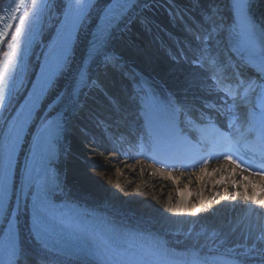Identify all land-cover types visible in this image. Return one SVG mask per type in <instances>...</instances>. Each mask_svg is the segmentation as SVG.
Here are the masks:
<instances>
[{
  "label": "snow or ice",
  "instance_id": "obj_1",
  "mask_svg": "<svg viewBox=\"0 0 264 264\" xmlns=\"http://www.w3.org/2000/svg\"><path fill=\"white\" fill-rule=\"evenodd\" d=\"M13 2L15 7L0 2V215L6 222L0 237V255L4 257L0 264H31L17 244L18 216L13 217L11 211L13 200L18 212L19 204L23 201L27 206L29 199L31 233L41 254L36 264H66L73 259L80 264H264V234L254 235L251 225L242 229L243 242L226 249L229 259L201 255L199 241L191 233L186 234V239L192 243L183 253L169 247L168 241L155 237L133 251L136 233L124 232L107 222L86 223L83 218L91 215L86 208L76 206L69 215L59 207L52 198L51 186L55 181L48 166L55 155L53 142L58 143L66 133L67 114L75 113L80 91L89 84H98L89 77L95 65L105 73L120 71L131 79V99L139 131L134 134V141L109 135L105 144L89 137L83 141L86 156L119 153L121 161L132 159L138 164L140 157H144L167 169L161 176L174 184L178 183L172 175L174 171L198 173L197 180L211 176L213 189L222 186L225 201L230 196L227 185L231 181V187L237 189L235 198L242 197V206L264 211V184L249 183L248 175L236 171L264 176V29L258 33L250 19V0H232L236 19L225 28L215 20L218 9H209L202 18L213 26L203 37L204 47L192 63L204 69L205 74L190 73L185 78L184 90L202 89L207 95H222L220 103L202 104L212 113H201L199 124L193 123L190 115L198 110L194 102L177 92L158 93L138 74L125 71L123 57L111 51L115 33L124 30L121 24L126 29L137 18L147 23L146 18L139 17L140 0H104L103 4L101 0H61L58 4L52 0H31L24 11H20L24 0ZM155 3L156 0H148L143 9ZM94 15L101 23L89 34L83 58L75 68L73 89L58 93L48 105L49 109L54 104L62 105L54 116H38L43 99L58 80L73 73L79 36L87 30ZM172 17L181 18L175 10ZM209 41L214 45L211 51ZM217 117L224 118L225 123L221 125ZM185 125H190L196 135H190ZM26 145L27 156L21 172L19 155ZM222 161L234 166L229 175H224L220 167L209 172V163ZM99 171L103 174L111 168L101 166ZM55 186L59 188L58 184ZM241 187L243 193L238 190ZM177 191L183 198L184 192ZM220 195V191L213 193L212 199L217 204ZM169 204L168 211L173 213L201 212L195 206L188 209L183 204L171 205L170 199ZM230 207H236L235 201ZM261 232L264 233V228ZM222 235L214 233L221 245L226 242V238L220 239Z\"/></svg>",
  "mask_w": 264,
  "mask_h": 264
},
{
  "label": "bare ground",
  "instance_id": "obj_2",
  "mask_svg": "<svg viewBox=\"0 0 264 264\" xmlns=\"http://www.w3.org/2000/svg\"><path fill=\"white\" fill-rule=\"evenodd\" d=\"M226 2L227 0H216V4H214L213 0L210 5L211 9L217 7L219 10L217 13L224 16V20L220 18L221 28L229 26L226 17L227 5L224 4L222 8L218 7ZM101 3L103 4L104 0H101ZM145 3H147L146 0L140 3L141 10L147 13L144 17L147 19V23H143V25L153 32L154 41L159 43L160 40L156 34L162 30V27L153 19L152 15L148 14L150 7L147 10L143 9ZM201 5L204 9L208 7L204 1H201ZM94 19L95 15L92 20H89L87 30L79 36V42L73 55V73L65 74L58 80L52 99L65 90L69 81H74L75 68L80 65L84 52V40ZM210 28L205 29L206 34ZM211 45L214 46L212 42ZM149 56V53L139 49L134 51L130 58L124 57L123 62L139 67L143 74L156 82L157 86H161L167 93H179L190 103L194 102L195 104L206 98L202 89L185 91L183 86L185 78L190 73L203 76L204 69L183 62H174L165 56L152 55L150 58ZM207 83H211V81H207ZM85 153V146L70 135L65 145L63 159L58 165L65 183V190L60 195L62 200H70L101 209L121 222L163 237L177 249L185 250L190 247L192 241L186 239V234L191 233L199 241L200 252L204 254L227 256L225 254L227 248L243 242L242 229L245 225H251L254 228V235L264 234L261 232V229L264 228V211L253 209L248 205L242 206V197L235 198L237 189L231 187V181L227 185L230 196L225 201L222 186L216 185L213 189L214 178L211 176L197 180L198 173L187 177L184 174L172 173L178 181L174 184L171 180L162 178L161 172L163 171L152 166L143 163L125 165L110 156L89 157ZM101 166L111 168V171L101 174L99 171ZM217 167L222 169L224 175H229V170L232 168L227 163H219L208 167V170L212 172ZM141 169H143L142 175ZM152 172H155L156 175H151ZM219 175L220 173H217V176ZM236 179L239 180V176ZM250 182L264 184V180L253 176H249ZM240 183L244 182L240 181ZM177 189L184 192L183 198ZM238 190L241 193L244 191L243 187ZM214 191L221 193L217 198L219 204L212 199ZM189 192H191V196H189ZM169 199L171 205L183 204L188 209L195 206L201 208V212L198 215L189 212H170L168 211ZM233 201L236 204L235 208L230 207ZM20 221L24 249L37 250L39 246L31 235L26 214H21ZM216 232L223 233L220 239L226 238L223 245L220 244L219 239L215 238L214 233ZM30 255L29 252L26 254L28 257Z\"/></svg>",
  "mask_w": 264,
  "mask_h": 264
}]
</instances>
